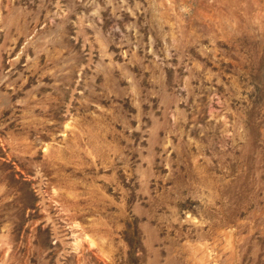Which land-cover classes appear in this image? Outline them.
I'll return each instance as SVG.
<instances>
[{
	"label": "rangeland",
	"instance_id": "374dc122",
	"mask_svg": "<svg viewBox=\"0 0 264 264\" xmlns=\"http://www.w3.org/2000/svg\"><path fill=\"white\" fill-rule=\"evenodd\" d=\"M0 264H264V0H0Z\"/></svg>",
	"mask_w": 264,
	"mask_h": 264
}]
</instances>
